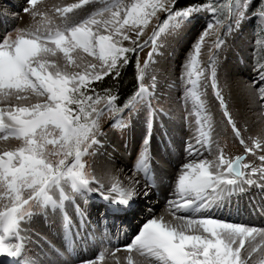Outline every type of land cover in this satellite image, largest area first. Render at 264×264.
Here are the masks:
<instances>
[{"label": "snow or ice", "instance_id": "snow-or-ice-1", "mask_svg": "<svg viewBox=\"0 0 264 264\" xmlns=\"http://www.w3.org/2000/svg\"><path fill=\"white\" fill-rule=\"evenodd\" d=\"M16 7L31 23L11 26ZM198 15L207 19L187 47L178 83L168 84L164 74L158 80L152 66L160 49L169 37L187 35ZM253 18V75L222 83L227 37L242 34ZM0 24V264H264V226L229 219L233 196L257 187L264 199V0H191L183 7L178 0H24L0 4ZM133 62V88L121 100L122 70ZM166 86L182 88L175 98L182 117L163 107ZM234 87L261 124L256 136L243 135L247 121L242 129L230 108ZM207 88L220 122L204 98ZM190 116L195 136L167 173L153 156V133L168 137L165 118L188 126ZM220 123L242 154L226 152ZM114 128L139 133L128 173L112 163ZM249 154L258 163L246 160ZM161 189L165 206L156 213L149 193ZM97 199V212L117 230L132 228L128 218L143 214L126 243L114 244L93 226L81 204ZM40 216L57 222L56 242L35 230ZM90 243L98 253L77 251Z\"/></svg>", "mask_w": 264, "mask_h": 264}, {"label": "bare ground", "instance_id": "bare-ground-1", "mask_svg": "<svg viewBox=\"0 0 264 264\" xmlns=\"http://www.w3.org/2000/svg\"><path fill=\"white\" fill-rule=\"evenodd\" d=\"M9 1L10 0H3V2H9ZM49 2L50 3L51 2L73 3V2H75V0H49ZM16 5H18V4H16ZM23 5H24V0L18 6H23ZM17 8H19V7H16L13 10L16 11ZM18 10H20V9H18ZM87 10H91V8H87L86 11ZM77 14L82 15L83 13L78 12ZM17 17L18 18L16 19V23H18V24L20 23L21 25H26V24L31 23V18L25 13H19V14H17ZM205 58H206V56H205ZM168 63H169L168 60L160 59L158 66H159V70L161 71V73L166 68V66L169 65ZM222 64H223V68H222V72H221L222 83H223L224 78H227L233 85H236V84H238V82L246 81L249 76L253 75V73L251 72L250 68L247 65L238 66V68L236 69V67H231V65L226 64V59H224ZM160 77H161V75H160ZM173 82H176V78H174ZM176 88L177 87H173L172 92H171L174 95V97L177 93ZM204 91H205V97L204 98L206 99L208 106H209V109L211 110V106L213 105L212 102L214 103V97H212V99L208 98V88L205 89ZM169 94H170V92H169ZM225 94L227 95V91L225 92ZM229 104H230L231 110L233 111L234 116L236 117V119L238 121V124L242 127V129L245 127L244 121L245 120L247 121L246 130L243 131V135L246 138L249 136L258 135L260 130H261V124L256 119V116L248 111V108H249L248 98L238 87H234L233 96L230 98ZM188 108H189V111H191V105L190 104H189ZM172 109L177 114H179L180 111H181V114H183V112H184V106L182 109L181 105L179 106V109H180L179 112H177L176 104L172 105ZM212 114H213L214 119L217 121L216 115L214 113H212ZM170 115H171V113H170ZM189 122L190 123L187 126L189 128V131L181 133V134H179L176 130V129H178L177 125L168 126V135L173 136L172 137L173 143L175 145H176V142L179 144L178 139L181 140V144H180L178 151H175L171 146L169 148L171 150L170 153L157 150V151H155V154H153V155H157V156L158 155H161V156L165 155L166 156L165 162L164 163L159 162V165H157V167L162 168L167 173H173L174 169L179 167V164L177 163V161L180 159H183L184 142L186 140H188V138L190 136L191 137L195 136V132L193 130L195 127L194 116L189 117ZM181 123L183 124L182 121H181ZM156 127L158 128L159 125L157 124ZM1 131L2 130H0V132ZM228 133L230 134L229 130H228ZM153 137H154L153 142H155L157 140V138L158 139L164 138L163 142H165V140H166V146L169 147L170 143L168 142L167 137H164L163 130L155 131L153 133ZM232 138H234V137L232 136ZM113 144H115V143L113 142ZM229 149H230V147L227 146L226 152L230 155ZM109 151L112 153V162L114 161L113 158L120 156L119 159L116 161V164L113 163L114 167L119 168V169H123L125 173H128V171L132 165L131 164L132 163L131 158L133 157L134 154L131 153V154H128V156L119 154L118 148L115 151H112V149H109ZM167 153H168V155H166ZM204 155H207V153L205 152ZM127 159H129V161ZM249 159H252L254 162L258 163V160H255V157H252L251 154H249ZM154 163H155V161H154ZM120 178L123 179L124 177L121 176ZM155 194L156 193H149V195L151 196V204L153 203V209L155 212H157V211H161L165 206L164 201H165V197L167 196V191L165 189H161L158 192L159 197H158L157 203L155 201L152 202V198H154ZM97 202H101V201L99 199H97ZM147 202L148 201H145V203H147ZM247 202H249V203H247ZM101 204H102V202H101ZM93 205L94 204H92V206ZM231 205H232V215H231V217H229V219L233 220L234 222H246V223H251V224L256 225V226L257 225L258 226H264V199H262L261 190H258L257 187L247 188V190L245 192L240 193L236 196H233V198L231 200ZM69 207H71V208H69ZM69 207L66 209L67 214L73 220V222H78L79 218L76 215L75 208L73 207L74 209H72V206H69ZM81 207L86 208V211L90 212L87 209L88 207H86L85 205H82ZM256 209H260L261 212H259L260 210L258 211ZM254 211H255V215H254ZM90 213H91L90 219L93 222V226L95 227L98 225L99 231L108 232L111 235L112 241L114 244L126 243L130 239V236L133 234L132 228H134L135 225L140 221V219H138V216L132 217L131 219H128L130 224L132 225V228L127 227V226H122L119 230H117V228H115V227H110L111 220L105 221L104 219L101 218V216L99 215V213L97 211H93V212L91 211ZM250 214H251V217H254V219H252L248 222V221H246V216H248ZM39 218L41 220H43L44 217L40 216ZM39 218H37L35 220L36 223H35L34 227H36L37 224L40 225ZM50 227H57V222L52 219V222L49 224L48 229H50ZM125 228H129L130 230L127 231V233L124 235V237L123 238L116 237L115 234L120 233V231L122 229H125ZM54 233L55 234L49 235V237L52 238L53 242H56V240L58 238V227L54 230ZM98 250H99V247L98 246L94 247L91 243L88 246L80 245L77 249V251L81 255L86 256V257H90L94 252H97ZM118 255L122 256L123 252L118 253Z\"/></svg>", "mask_w": 264, "mask_h": 264}, {"label": "rangeland", "instance_id": "rangeland-1", "mask_svg": "<svg viewBox=\"0 0 264 264\" xmlns=\"http://www.w3.org/2000/svg\"><path fill=\"white\" fill-rule=\"evenodd\" d=\"M22 2H23V0H10L9 2H3V0H0L1 4L11 3V4H15V5L18 4L19 5ZM59 3H61V2H59ZM67 3H69V2H67ZM13 9H15V8H13ZM13 9H12V11L15 12L16 14L23 13L22 11L18 10L19 8H17L16 11ZM206 19H207L206 15H198L193 20L192 24L189 25L188 28L185 29V31L187 32V35H185V32H181L179 34V36H177L175 39H172L171 37L168 38V40H169L168 46L160 49V51L163 53V55L156 57V60L158 61V63H159L160 59L168 60L169 61V63H168L169 65H167L168 67L166 66V68L161 73V71L159 70L158 63H156L152 66L156 70V71H154L153 74L156 76L158 75L157 76L158 80L160 79V75L164 74L167 77V83L168 84H172L174 81V78H176V83H178L179 76H180V65L183 62L184 55L187 51V47L190 45V41H191V39L194 38V35L198 34V32L203 28L204 22ZM10 21H11L12 27L23 26L20 23H19L20 25L18 23H16V19L11 20V18H10ZM254 25H255V19L253 18L252 20L245 22L244 31L242 34H239V35L234 34V35H230L229 37H227L228 47L225 48L223 53L221 54V63L224 61V59H226V64L231 65V67H236V69L238 68V66H241V65H243V66L247 65L250 68V64H251L250 52H251V42L254 39V36H253ZM4 30H5V25L0 24V33H3ZM146 51L147 50H145V52H141V54H140L141 59H143L144 56L146 55ZM205 56H206V58H205ZM205 59L207 60V53H206V51L202 50L201 61L203 62V61H205ZM150 79H151L150 77H146V83H149ZM172 88L173 87L168 88L166 86L164 89L165 99L162 100V105L165 109H172V105L175 104L174 98L179 96L182 92V88L177 87L176 88L177 93L174 97V95L171 93ZM169 92H170V94H169ZM212 97L213 96L211 94V89L208 88V98L212 99ZM212 104L213 105L211 106V111H212V113H214L216 115L217 121L220 122L222 119L221 114L219 113V110L216 107L215 103L212 102ZM181 106L183 109V105H181ZM179 111H180V109L178 108L177 112H179ZM175 114L177 116H180V117L183 116V114H181V111L179 114H177V113H175ZM165 122L168 123V126L173 125V124L168 122L167 118H165ZM175 125L178 126V129H176V130L179 134L189 131V128L187 126L183 125L181 122L178 124H175ZM217 131L219 133V138H220L221 143L225 144L226 147L227 146L230 147V149H229L230 155L235 156V155L242 154V147L239 145V142L236 141L234 138H232V135L228 133V130L224 127L223 123H220V126L217 129ZM109 134L112 136L113 142L117 145L116 146L115 144H113V148L115 150H117V148H118V153L122 154V155L128 156V154L133 153L134 155L131 158V162H133V160L135 159L136 152L139 151V133H138V131L135 133L132 131L124 132L119 128H114V129L110 130ZM0 135H3L2 131L0 132ZM172 137L173 136L168 135V137H167L168 142L172 145V148L175 151H178L180 144H181V140L178 139L179 144L176 142V145H175L173 143ZM163 139L157 138V140L155 142H153V144H152V153L153 154H155V151H157V150L170 153V151H171L169 149L170 147L166 146V140H165V142H163ZM125 141H127V147H125ZM15 142L16 141L11 140V139L8 141L9 144H13ZM2 143L3 142L0 141V144H2ZM166 155H168V153ZM153 156L155 157V160L159 161L160 163L165 162V158H166L165 155L164 156L153 155ZM119 157L120 156L113 158L114 161L112 163L116 164V161L119 159ZM248 159H249V157H246V160H248ZM127 160L129 161V159H127ZM158 197H159V195H158V193H156L154 195V198H152V202L155 201L157 203ZM247 203H249V202H247ZM92 204H94V205L92 206ZM82 205H84V204L82 203L81 206ZM152 205H153V203H152ZM85 206L88 207L87 208L88 211L93 212V211H97V209L101 206V202H97V200H94V201H90L88 203V205H85ZM69 208H71V207H69ZM72 209H74L73 206H72ZM256 210L259 211L260 209H256ZM159 212L160 211H157L156 213H159ZM259 212H261V210ZM142 215L143 214L140 213L136 216H138V219H141ZM225 215H227V214L225 213ZM254 215H255V211H254ZM131 218L132 217H129L128 219H131ZM252 219H254V217H251V214L246 216V221L249 222ZM39 220H40V225L37 224V226L34 227L35 230L37 229L36 231H38L41 235L47 236L48 239L52 240V238L49 237V235L55 234L54 230L57 228V227H50V229H48L49 224L52 222V218H48V219L43 218V220H41L39 218ZM35 223L36 222H34V225H35ZM249 224L253 225L251 223H249ZM122 230H121L122 232L120 231V233L115 234L116 237L123 238L124 235L127 233V231H129L130 229L125 228ZM29 247L32 251H35V245L34 244L30 245Z\"/></svg>", "mask_w": 264, "mask_h": 264}, {"label": "trees", "instance_id": "trees-1", "mask_svg": "<svg viewBox=\"0 0 264 264\" xmlns=\"http://www.w3.org/2000/svg\"><path fill=\"white\" fill-rule=\"evenodd\" d=\"M191 0H179V6L183 7L190 3ZM218 2H225V0H218ZM123 79L120 82L119 95L121 100L129 94L130 90L133 88L134 84V62L130 66L122 70ZM107 81V77L104 78Z\"/></svg>", "mask_w": 264, "mask_h": 264}]
</instances>
